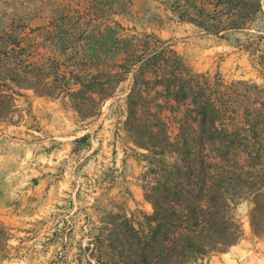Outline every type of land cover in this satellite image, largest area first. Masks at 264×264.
<instances>
[{
	"label": "rangeland",
	"instance_id": "rangeland-1",
	"mask_svg": "<svg viewBox=\"0 0 264 264\" xmlns=\"http://www.w3.org/2000/svg\"><path fill=\"white\" fill-rule=\"evenodd\" d=\"M243 2L0 0V264H264V0L224 27ZM214 127L252 157L214 158ZM208 189L233 243L175 228Z\"/></svg>",
	"mask_w": 264,
	"mask_h": 264
},
{
	"label": "trees",
	"instance_id": "trees-1",
	"mask_svg": "<svg viewBox=\"0 0 264 264\" xmlns=\"http://www.w3.org/2000/svg\"><path fill=\"white\" fill-rule=\"evenodd\" d=\"M249 1L251 3L243 2L241 6L229 8L227 18L224 21L225 23L224 27L238 29V28L244 27L245 25H249L250 21H252L256 13L260 11V1L261 0H249ZM199 23L201 24V22ZM202 28L206 31H212L215 33H219V30L216 29L214 25H209L206 27L202 26ZM162 55H163V50H161L160 52L154 53L153 55L148 57L146 60H144L142 62V73H143L144 68L149 67L152 61H155L156 59L162 57ZM182 94L183 95H181V98H185L186 93L182 92ZM203 111L205 110L198 111V114L201 115L200 126L201 125L203 126V124H205V118H206L205 114L206 113ZM252 127L247 131H249L248 133H251L253 136H255L256 130L252 129ZM216 132H219L218 135H221V136L218 138L212 137V134ZM209 140H217L218 143L223 144V146H221L220 144L216 145V147L214 148V155H215L214 158L225 160L229 156H233V157L236 156L237 152L239 151L245 152L247 155L252 157L251 151H249V146L246 144L240 143V142H243L245 138L240 137V135L237 133L236 130L229 132L224 127H220L219 130L216 127H214L209 137ZM192 151H195V147L192 148ZM197 153L198 155H201L200 151ZM236 178L240 179L238 176ZM217 182L218 183L220 182L228 183L229 181L228 180L223 181L221 177ZM217 182L211 183L212 185L209 187L210 188L219 187ZM238 182H240L241 184H244L245 182L250 183L252 186L255 184L256 181H252L250 179L249 180L244 179ZM203 197H206L207 199L206 200V204L208 205L207 209H203L202 207H199L198 205L196 206V204L192 202L190 204L188 214L177 215L178 223L175 224V228L184 230L186 237H191L193 239H199L201 237L206 238L205 244H208V245L210 244V248H215L214 246L216 242H220V244L223 246H225L226 244L235 242L241 234V228H240L238 221L237 222L232 221L231 219L232 217H225L226 219H224L225 209H223L221 215L217 214L218 213L217 206H219L220 202L223 205V208L227 206L226 203L223 202L224 200H223L221 193H218L217 190L214 192L212 191V189H208L206 193L199 195V196L197 195L198 200L203 199ZM181 216H182V219H180ZM197 252L204 253L205 249H199L197 250ZM177 255L179 256V264H182L186 260L184 249L181 250L180 253H178Z\"/></svg>",
	"mask_w": 264,
	"mask_h": 264
}]
</instances>
